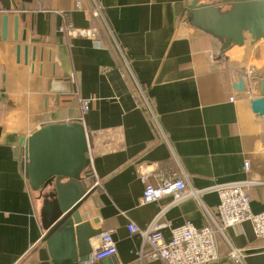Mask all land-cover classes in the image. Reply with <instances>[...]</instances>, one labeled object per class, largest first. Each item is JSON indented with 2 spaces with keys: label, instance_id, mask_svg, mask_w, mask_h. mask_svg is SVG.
<instances>
[{
  "label": "crops",
  "instance_id": "crops-1",
  "mask_svg": "<svg viewBox=\"0 0 264 264\" xmlns=\"http://www.w3.org/2000/svg\"><path fill=\"white\" fill-rule=\"evenodd\" d=\"M7 1L9 12L0 10V83L7 84L0 100V264H51L45 198L25 175L20 145L49 123L79 122L86 130L91 165L83 177L94 190L82 213L94 228L113 232L118 264H164L141 261L143 239L128 230L131 222L147 229L171 202L141 205L144 177L156 184L176 175L202 193V203L189 198L165 212L169 227L210 224L220 203L211 189L247 179L255 183L248 191L253 212H264V117L252 109L264 96L262 80L250 76L264 67V40L248 39L223 55L187 20L193 0ZM70 26L93 38H70ZM165 237H172L168 229ZM217 240L219 264H235L231 247L245 253L244 264H264V240L250 222Z\"/></svg>",
  "mask_w": 264,
  "mask_h": 264
},
{
  "label": "water",
  "instance_id": "water-1",
  "mask_svg": "<svg viewBox=\"0 0 264 264\" xmlns=\"http://www.w3.org/2000/svg\"><path fill=\"white\" fill-rule=\"evenodd\" d=\"M2 12L9 3L2 0ZM185 14L196 29L216 40L225 53L232 47H243L248 39L264 40V0H193ZM16 39H18V18ZM8 17H3V39H7ZM24 40L26 38L24 37ZM21 46L17 47L20 59ZM28 56V48H25ZM251 77L262 80L264 67ZM7 84L0 83V100L5 101ZM253 112L264 117V98L252 101ZM24 172L34 191L45 198L42 210L46 243L51 264H118L110 258L92 262V240L103 231L82 213L94 188L86 183L85 170L90 166L89 145L84 126L79 122L44 124L29 137H22ZM99 221H94L98 223Z\"/></svg>",
  "mask_w": 264,
  "mask_h": 264
},
{
  "label": "built area",
  "instance_id": "built-area-1",
  "mask_svg": "<svg viewBox=\"0 0 264 264\" xmlns=\"http://www.w3.org/2000/svg\"><path fill=\"white\" fill-rule=\"evenodd\" d=\"M65 32L70 38H93L94 35L93 31L73 26L67 27ZM88 107L89 103L84 102V113L88 111ZM245 170L246 172L250 170L248 162L245 163ZM143 181L145 189L141 205L159 203L165 198H171V202L147 229H141L133 222L128 225L130 234L140 235L143 239V248L139 255L141 261L147 259L148 261H161L164 264H219L218 234L224 236L227 229L238 228L246 222L253 225L256 237L264 240V212L254 213L252 210L248 191L255 183L250 179L218 185L211 189L216 191L220 197L217 216L209 214L211 223L201 228L192 223L169 227V224L162 223L161 220L169 208L189 198H195L202 203L199 198L202 193L176 175L158 177L156 184L150 183L147 177H144ZM99 185L100 183H96L94 186ZM167 229L172 236L170 240L165 237ZM92 247V262L104 261L118 254L117 243L111 231H104L93 239ZM229 259L235 264H244L245 253L231 247Z\"/></svg>",
  "mask_w": 264,
  "mask_h": 264
},
{
  "label": "trees",
  "instance_id": "trees-1",
  "mask_svg": "<svg viewBox=\"0 0 264 264\" xmlns=\"http://www.w3.org/2000/svg\"><path fill=\"white\" fill-rule=\"evenodd\" d=\"M90 170L87 171V176L90 177Z\"/></svg>",
  "mask_w": 264,
  "mask_h": 264
}]
</instances>
